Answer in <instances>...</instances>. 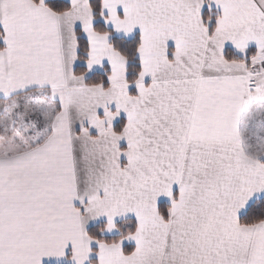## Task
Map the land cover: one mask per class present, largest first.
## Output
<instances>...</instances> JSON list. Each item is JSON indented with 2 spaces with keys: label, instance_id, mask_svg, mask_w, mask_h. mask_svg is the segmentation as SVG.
<instances>
[{
  "label": "snow or ice",
  "instance_id": "obj_1",
  "mask_svg": "<svg viewBox=\"0 0 264 264\" xmlns=\"http://www.w3.org/2000/svg\"><path fill=\"white\" fill-rule=\"evenodd\" d=\"M0 264H264V0H0Z\"/></svg>",
  "mask_w": 264,
  "mask_h": 264
}]
</instances>
